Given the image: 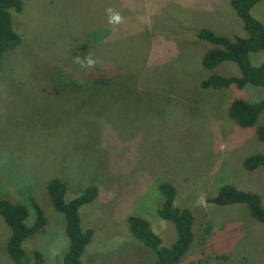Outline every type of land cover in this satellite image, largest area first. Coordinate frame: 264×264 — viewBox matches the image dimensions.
Masks as SVG:
<instances>
[{
	"label": "rangeland",
	"instance_id": "obj_1",
	"mask_svg": "<svg viewBox=\"0 0 264 264\" xmlns=\"http://www.w3.org/2000/svg\"><path fill=\"white\" fill-rule=\"evenodd\" d=\"M79 1L72 6L77 0H23V12L14 13V28L24 48L11 52L10 63L0 68V198L26 205L28 226L36 220L30 196L47 218L44 230L24 242L25 250L30 256L36 250L43 253L44 264L63 263L70 244L66 222L47 192L50 179L59 177L73 189L67 202L90 183L100 188L98 200L80 210L82 227L95 232L84 264H151L154 253L133 240L127 218L138 214L151 219L154 232L170 246L176 231L159 218L163 199L155 193L157 181L168 179L179 188L178 205L190 207L196 219L210 220L216 229L205 242L196 231L195 248L179 264H237V256L242 259L247 253L245 237L264 240V224L250 223L260 229L254 233L241 221L240 216L248 219L244 206L222 208L208 199L221 184L232 183L258 194L264 203V170L248 172L242 166L248 149L264 153V145L253 130L239 127L228 116L235 99L258 102L264 90L252 85L243 90L200 89L201 81L212 74L240 76V70L233 62L205 69L202 59L214 46L197 38L201 30L242 35L243 23L230 0ZM256 6L255 17L264 21V1ZM108 9L119 13L122 22L109 23ZM80 24L88 36L80 32ZM141 31L146 33L142 38ZM97 33L106 36L94 41ZM130 36L131 52L114 53L109 45L125 42V48ZM87 37L93 40L91 47ZM252 60L264 64V50ZM119 72L116 80L131 89L104 87L97 101L90 93L81 98V92L63 101L62 88L49 82L59 73L82 80L90 73L114 77ZM13 78L23 83L14 92L18 83H12ZM163 95L172 105L166 117L155 113ZM19 98L36 101L35 111L10 116L19 110L12 102ZM79 98L84 105L76 103ZM29 110L24 102L19 114ZM45 144L56 151L55 157L42 156ZM234 208L241 211L236 215ZM10 237L11 229L0 217V264H14L7 252Z\"/></svg>",
	"mask_w": 264,
	"mask_h": 264
},
{
	"label": "trees",
	"instance_id": "obj_2",
	"mask_svg": "<svg viewBox=\"0 0 264 264\" xmlns=\"http://www.w3.org/2000/svg\"><path fill=\"white\" fill-rule=\"evenodd\" d=\"M262 1L264 0H230L231 6L243 22V28L247 34L246 37L238 36L234 39H230L224 36H218L209 30H202L197 34L198 39L214 45V48L205 54L202 59V66L205 69L213 70L224 62H233L237 64L240 70V76H224L219 73L212 74L201 81L200 89L221 90L235 86L237 89L243 90L248 85H252L264 90V64L256 65L252 60L253 54L264 50V23L258 20L252 13L253 9L257 7L256 5ZM23 10V0H0V68L3 63L2 70L5 64L8 65L10 63L8 61V55L10 53L24 48V39L21 38L14 28V13L20 14ZM67 14L70 16L69 13ZM76 18H78V16H76ZM79 18H81L80 23H83L84 20L82 17ZM83 29H85V24H80V32L88 36V33L83 32ZM158 29L159 31L162 30V28ZM98 33L94 35V41H100L106 36H101V34ZM145 34L146 33L141 31L140 37H144ZM132 36L129 37L128 44L125 48L122 45L125 42H117L109 46H113L115 49L114 53H119L120 51L124 53L131 52L132 46H127L131 44ZM87 42L89 47L94 44L93 40L88 37ZM114 53H112V57H114ZM91 70L92 74H94V69ZM92 74L90 73L86 76L87 78L85 77L81 80L82 77L77 79L69 74L59 73L49 82L52 87L58 86L56 88H62L63 101L70 98L73 92L83 93L81 98H86V94L90 93L97 101L101 89L114 84L121 85L125 89H131L130 84H126L124 80H116L122 73L114 74V77L113 74L109 76L101 73L98 77H92ZM11 82L18 83L17 79L14 78L11 79ZM21 84L19 85L18 83L15 85L12 91L19 90V87H22ZM81 98H79L76 103L78 102L80 105H84L85 101L81 102ZM166 98L167 97L163 95V101L156 106L155 113L157 116L162 115L166 117L169 116L170 111H172L170 110L172 105L168 106L166 104ZM16 99L12 101L13 108H18L19 110L16 112L13 111L10 116L17 115L18 117H22L23 114L27 115L35 111L37 106L36 101L31 99L22 101L19 98L16 103ZM24 102H26L27 106L32 110L23 111V113L19 114ZM3 105L5 106L4 101ZM40 109L41 105H39L38 110ZM228 116L239 127L248 131L253 130L257 136L256 140L258 143L264 145V124L260 123L264 116V99L254 103L243 99H235L229 107ZM44 119H46L45 122H47L50 120V117L47 116ZM101 141L100 138L98 141L99 145H101ZM115 141L118 142V140ZM108 146H110V144H108ZM110 152L111 151L108 150V155H110ZM41 153L44 158L56 156V151H51L46 147V144L45 148L41 150ZM107 164L108 157L104 166H107ZM242 166L244 170L248 172L257 171L260 168L264 170V153L250 152L248 149L242 160ZM92 179L93 178L90 180ZM99 189L97 183H90L80 191L78 194L79 196L67 202L66 195L68 193L70 195L73 190L70 189L68 183L59 177L51 178L49 181L47 188L48 195L57 213L64 216L66 222L65 231L70 240L69 247L63 255L62 264H84L86 248L92 242L95 232L93 228L84 229L82 227L80 210L82 207L97 201L100 193ZM155 193L163 199L162 205L157 209L158 216L160 219L174 226L176 240L170 246H165L164 239L154 232L152 220L149 218L151 221L150 223L149 220L138 214H132L127 218L128 229L133 240L142 243L154 253L155 257L151 264H179L187 253L192 248H195V243L198 239L196 238V231L202 232L201 241L205 242L209 239V236L214 234L216 230L215 226L210 220L204 219L200 222L199 219H196L190 207L179 206L177 203V198L179 199L180 197V194L178 195L179 188L168 179L157 181ZM28 200L30 208L35 211L36 214V220L32 226L26 224L30 216L29 208L26 205L17 204L14 201L11 202L10 199L0 198V217H2L6 225L11 229V237L8 240L7 252L14 264H44L45 258L43 253L36 250L30 256L23 246L24 242L30 236L42 232L47 225V218L36 199L30 196ZM208 202L222 208L244 206L243 208H245L248 213V219H245L246 216L245 218L240 216L241 219H243L241 221L254 233L260 229L256 230V228L251 225L252 223L264 224V203L261 197L252 191L240 188L239 184H221L218 192L210 195ZM234 210H236V215L241 211L237 208H234ZM249 216H251L253 220ZM257 242L260 243V247L256 246ZM245 245H248L246 256L242 257V259L237 256V264H248L249 262L250 264H254L252 260H256L255 264H263V237L255 239L252 236L251 238L245 237V244L242 246ZM253 252L256 253L257 258ZM251 254L252 258H250ZM204 264L209 263L205 262Z\"/></svg>",
	"mask_w": 264,
	"mask_h": 264
},
{
	"label": "clouds",
	"instance_id": "obj_3",
	"mask_svg": "<svg viewBox=\"0 0 264 264\" xmlns=\"http://www.w3.org/2000/svg\"><path fill=\"white\" fill-rule=\"evenodd\" d=\"M78 3H81L79 0H77V2L76 3H74L72 6H74L75 4H78ZM123 5H124V7H125V3L123 2ZM230 5H231V2H230ZM232 7V6H231ZM233 8V7H232ZM234 10V9H233ZM235 11V10H234ZM253 11H254V9H253ZM236 13V12H235ZM253 13V12H252ZM107 15H108V17H109V23H111V24H118V23H121L122 22V20H123V18H122V16L119 14V13H117V12H115L114 10H112V9H108L107 10ZM237 15V14H236ZM253 15H254V13H253ZM238 16V15H237ZM255 16V15H254ZM257 18V17H256ZM258 20H260V21H262L263 23H264V21L262 20V19H259V18H257ZM242 21V20H241ZM243 23V22H242ZM241 30H242V35H240V34H236L235 36H233V37H228V36H224V37H227V38H230V39H234L235 37H246L247 36V34L245 33V31H244V28L242 29V27H241ZM202 31V30H201ZM210 31V30H209ZM199 33V32H198ZM197 33V34H198ZM214 33V32H213ZM214 34H216V33H214ZM216 35H218V36H223V35H220V34H216ZM200 40V39H199ZM200 41H202V40H200ZM203 42H206V41H203ZM209 43V42H208ZM209 44H211V43H209ZM211 45H213V44H211ZM214 46V45H213ZM214 48V47H213ZM212 48V49H213ZM211 50V49H210ZM209 50V51H210ZM208 51V52H209ZM207 52V53H208ZM206 53V54H207ZM205 56V55H204ZM89 65H91L93 62L91 61V60H89ZM254 63V62H253ZM222 90V89H221ZM99 195H100V193H99ZM98 200V199H97Z\"/></svg>",
	"mask_w": 264,
	"mask_h": 264
}]
</instances>
